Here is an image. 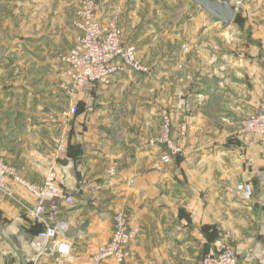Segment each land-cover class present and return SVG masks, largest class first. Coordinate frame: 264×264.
<instances>
[{"label": "crops", "instance_id": "obj_1", "mask_svg": "<svg viewBox=\"0 0 264 264\" xmlns=\"http://www.w3.org/2000/svg\"><path fill=\"white\" fill-rule=\"evenodd\" d=\"M96 2L101 21L120 14L125 43L160 58L144 60L148 73L128 69L80 88L78 113L65 125L68 98L56 75L79 35V0H0V147L31 182L55 168L73 196L54 218L46 214L69 225L73 256L63 264H86L123 209L141 229L123 264H199L224 246L238 264H264V136L238 128L264 100V0H230L236 14L227 23L193 0ZM187 97L195 111L182 139ZM165 112L184 146L170 163L150 144ZM240 182L253 184L250 200ZM12 185L16 198L0 196V264H59L33 258L30 240L44 224L24 208L35 196Z\"/></svg>", "mask_w": 264, "mask_h": 264}, {"label": "built area", "instance_id": "obj_2", "mask_svg": "<svg viewBox=\"0 0 264 264\" xmlns=\"http://www.w3.org/2000/svg\"><path fill=\"white\" fill-rule=\"evenodd\" d=\"M80 7L75 26L79 30L76 43L63 56L65 62V75L62 88L72 94L76 88H83L92 83L110 84L114 75L128 69L148 73L146 66L138 55L136 46L123 41V32L118 25V14L108 22H103L96 16L98 3L96 0H79ZM264 60V48L262 51ZM192 98L185 101V109L181 116L180 133L186 135L190 119L194 115ZM88 110H93V105H88ZM76 104L72 106L70 114L76 113ZM173 120L170 113L162 115L161 132L150 139V144L164 147L161 159L164 163H170L182 154L183 146L172 136ZM239 131L264 136V100L259 110L253 115L239 122ZM110 174H115L113 168ZM260 177L264 179V172ZM24 188L36 198L33 206L24 204L29 216L44 224L43 228L31 238L30 247L33 258L39 260L43 256L52 258L56 263H66L73 256V242L70 239L69 225L64 220L49 222L56 216L58 206L62 202L74 203L73 196L64 192L57 181V172L51 168L41 183H34L24 177L18 169L7 162L0 147V196L16 198L12 183ZM237 190L246 200L253 196V184L240 182ZM264 205V204H263ZM140 227L134 223L132 217L126 211H119L114 215L113 231L111 238L101 244L91 254L86 264H103L111 260L112 264H123L133 256L129 245L140 234ZM239 258L231 246H224L218 251L203 254L199 264H238Z\"/></svg>", "mask_w": 264, "mask_h": 264}, {"label": "rangeland", "instance_id": "obj_3", "mask_svg": "<svg viewBox=\"0 0 264 264\" xmlns=\"http://www.w3.org/2000/svg\"><path fill=\"white\" fill-rule=\"evenodd\" d=\"M118 14V19H119V17H120V14L119 13H117ZM118 21V20H117ZM119 25V24H118ZM120 26V25H119ZM121 28V27H120ZM185 47V48H184ZM183 48L186 50V49H189V47L188 46H184ZM139 55V54H138ZM139 57L141 58V60H142V62L144 63V60L146 59V60H148V62H154V61H156L158 58H160V55H149V56H142V55H139ZM145 64V63H144ZM66 66V65H65ZM64 66V68L62 67V69L59 71V72H57V75H56V78H57V84H58V90L60 91H62L64 94H65V96L68 98V106L64 109H62V117H63V120H64V123H65V125H69V123H70V121L72 120V118H73V116L76 114V113H72V114H70V111H71V108H72V106L73 105H75L76 104V106H77V110H78V104H77V102L75 101V99L73 100V97L76 95V93H77V91L80 89V88H76L75 89V92L73 91L72 92V94H69V93H67L66 92V90L64 89V88H62L61 86H62V83H63V78H64V75H65V69H66V67ZM180 67H182V65H180ZM39 89L40 88H38V92H39ZM43 90V89H42ZM188 98H190V97H187V98H185L184 99V103H183V112H184V109H185V101L188 99ZM59 100V101H58ZM58 100L57 101H55L54 102V104L55 103H58V104H60V101H61V98H58ZM194 102V101H193ZM93 105V108H94V102H93V99L91 98L88 102H87V105H86V107H87V110H88V105ZM262 104V103H261ZM56 106H59V105H56ZM54 107H55V105H54ZM193 109H194V111H195V104H193ZM77 112V111H76ZM165 113H167V112H165ZM169 113V112H168ZM164 114V113H163ZM162 114V115H163ZM251 115H253V113L252 114H250V115H248V116H246V117H249V116H251ZM6 117H8V115L6 116ZM245 117V118H246ZM244 119V118H243ZM191 120V119H190ZM242 120V119H241ZM181 122V121H180ZM190 123V122H189ZM161 125H162V117H161ZM180 125H181V123L179 124V128H180ZM161 132V127H160V129H159V131H158V133L157 134H155L153 137H155V136H157L159 133ZM180 135V137L183 139L184 137H186L187 136V134L186 135H184V136H182L181 135V133L179 134ZM172 136H173V138H175L174 137V135H173V126H172ZM66 132H63L62 133V135L59 137V139L56 141V147H57V149H58V151H60V150H62L63 149V144L64 143H66ZM153 137H151V139L153 138ZM176 139V138H175ZM177 141H178V143L180 144V145H182L183 146V144L180 142V140L179 139H176ZM160 148L162 149V151L164 152L165 151V149H164V147H162V146H160ZM183 152H184V146H183ZM182 152V153H183ZM163 154V153H162ZM176 157H178V156H176ZM175 157V158H176ZM174 158V159H175ZM173 159V160H174ZM162 160V159H161ZM53 169H55V168H53ZM121 211V210H120ZM122 211H126V210H122ZM119 212V211H118ZM113 220H114V217H113Z\"/></svg>", "mask_w": 264, "mask_h": 264}, {"label": "water", "instance_id": "obj_4", "mask_svg": "<svg viewBox=\"0 0 264 264\" xmlns=\"http://www.w3.org/2000/svg\"><path fill=\"white\" fill-rule=\"evenodd\" d=\"M201 5L211 15L221 18L224 22H231L236 14V7L230 0H193Z\"/></svg>", "mask_w": 264, "mask_h": 264}, {"label": "trees", "instance_id": "obj_5", "mask_svg": "<svg viewBox=\"0 0 264 264\" xmlns=\"http://www.w3.org/2000/svg\"><path fill=\"white\" fill-rule=\"evenodd\" d=\"M79 110V109H78ZM78 110H77V112L76 113H78Z\"/></svg>", "mask_w": 264, "mask_h": 264}]
</instances>
